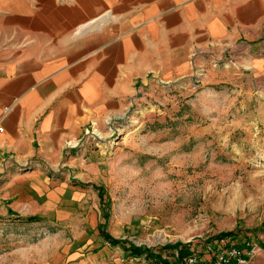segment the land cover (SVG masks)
Wrapping results in <instances>:
<instances>
[{
  "label": "crops",
  "instance_id": "0c3cea01",
  "mask_svg": "<svg viewBox=\"0 0 264 264\" xmlns=\"http://www.w3.org/2000/svg\"><path fill=\"white\" fill-rule=\"evenodd\" d=\"M221 47L239 52L238 79L264 85V0H0V163L31 166L0 177V226L36 217L26 222L68 230L67 252L34 264L127 256L129 244L111 245L105 220L83 210L92 155L78 142L157 80L209 68ZM80 217L91 228L72 227Z\"/></svg>",
  "mask_w": 264,
  "mask_h": 264
},
{
  "label": "rangeland",
  "instance_id": "374dc122",
  "mask_svg": "<svg viewBox=\"0 0 264 264\" xmlns=\"http://www.w3.org/2000/svg\"><path fill=\"white\" fill-rule=\"evenodd\" d=\"M229 51L221 47L211 68L195 66L190 77L157 80L101 131L85 130L78 145L92 157L80 199L112 238L172 260L166 245L200 251L204 240L233 232L235 244L259 247L249 264H264V85L238 79L240 54ZM10 161L1 160L0 177L31 167ZM84 218L72 227L91 228ZM67 233L41 222L0 226V264L65 254Z\"/></svg>",
  "mask_w": 264,
  "mask_h": 264
},
{
  "label": "built area",
  "instance_id": "2783aa9c",
  "mask_svg": "<svg viewBox=\"0 0 264 264\" xmlns=\"http://www.w3.org/2000/svg\"><path fill=\"white\" fill-rule=\"evenodd\" d=\"M228 237H215L202 242V250L197 251L190 245V254L183 259L184 264H249L260 251L257 245L249 242L238 246ZM177 256V251L174 252ZM167 259L166 257H163ZM169 260V259H168ZM174 260V258H172ZM169 260V261H172ZM113 264H154L149 262L145 254L126 256L119 263ZM175 264H181L176 262Z\"/></svg>",
  "mask_w": 264,
  "mask_h": 264
},
{
  "label": "trees",
  "instance_id": "16d2710c",
  "mask_svg": "<svg viewBox=\"0 0 264 264\" xmlns=\"http://www.w3.org/2000/svg\"><path fill=\"white\" fill-rule=\"evenodd\" d=\"M27 222H35L36 217H29L25 219ZM106 239L109 240L110 244L115 246L120 243H123L124 241L112 238L110 236H105ZM218 237H232L235 238V234L233 232H226L221 233ZM238 246H242V244H238ZM164 249L170 250V256L174 258V260L169 261L167 259L162 258L160 253H156L150 250H141L140 248L134 247L131 244L128 245L124 250L127 253V256H139L141 254H145L146 258L149 260V262L154 264H175L176 262H180L181 264H184L183 259L190 254V244H183V243H175L172 245H166L164 246ZM177 251V256H174V252Z\"/></svg>",
  "mask_w": 264,
  "mask_h": 264
}]
</instances>
